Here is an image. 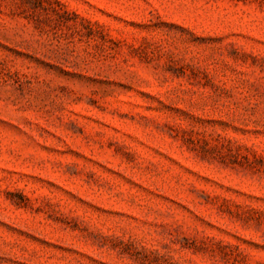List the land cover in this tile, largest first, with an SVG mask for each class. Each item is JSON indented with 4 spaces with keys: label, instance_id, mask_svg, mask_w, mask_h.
Here are the masks:
<instances>
[{
    "label": "rangeland",
    "instance_id": "rangeland-1",
    "mask_svg": "<svg viewBox=\"0 0 264 264\" xmlns=\"http://www.w3.org/2000/svg\"><path fill=\"white\" fill-rule=\"evenodd\" d=\"M0 264H264V0H0Z\"/></svg>",
    "mask_w": 264,
    "mask_h": 264
}]
</instances>
